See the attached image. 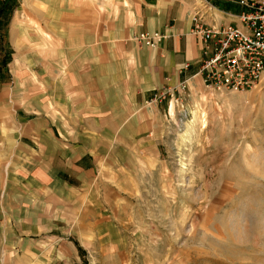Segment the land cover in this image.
Masks as SVG:
<instances>
[{
  "label": "crops",
  "instance_id": "0c3cea01",
  "mask_svg": "<svg viewBox=\"0 0 264 264\" xmlns=\"http://www.w3.org/2000/svg\"><path fill=\"white\" fill-rule=\"evenodd\" d=\"M17 2L13 53L0 66V252L26 264L49 250L79 262L165 152L171 105L203 87L192 14L242 28L244 8L239 0ZM140 33L163 38L150 48L133 40Z\"/></svg>",
  "mask_w": 264,
  "mask_h": 264
},
{
  "label": "rangeland",
  "instance_id": "374dc122",
  "mask_svg": "<svg viewBox=\"0 0 264 264\" xmlns=\"http://www.w3.org/2000/svg\"><path fill=\"white\" fill-rule=\"evenodd\" d=\"M194 93L171 105L165 152L113 227L69 264H264V75L249 91ZM49 253L39 264H66Z\"/></svg>",
  "mask_w": 264,
  "mask_h": 264
},
{
  "label": "built area",
  "instance_id": "2783aa9c",
  "mask_svg": "<svg viewBox=\"0 0 264 264\" xmlns=\"http://www.w3.org/2000/svg\"><path fill=\"white\" fill-rule=\"evenodd\" d=\"M242 28L211 27L199 11L191 16L192 35L206 56L201 66L203 85L215 91L245 92L260 84L264 75V0H239ZM159 33H140L133 40L154 48Z\"/></svg>",
  "mask_w": 264,
  "mask_h": 264
},
{
  "label": "trees",
  "instance_id": "16d2710c",
  "mask_svg": "<svg viewBox=\"0 0 264 264\" xmlns=\"http://www.w3.org/2000/svg\"><path fill=\"white\" fill-rule=\"evenodd\" d=\"M17 0H0V66L6 67L12 51L7 42V30L13 10L17 7Z\"/></svg>",
  "mask_w": 264,
  "mask_h": 264
}]
</instances>
